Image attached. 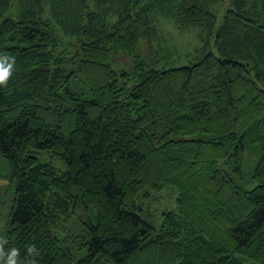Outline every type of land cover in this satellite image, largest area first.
<instances>
[{
    "label": "trees",
    "instance_id": "obj_1",
    "mask_svg": "<svg viewBox=\"0 0 264 264\" xmlns=\"http://www.w3.org/2000/svg\"><path fill=\"white\" fill-rule=\"evenodd\" d=\"M217 4L0 0V155L16 184L0 264L13 249L16 264H264V0H232L221 23ZM159 15L199 29L204 54L114 69ZM169 186L177 207L157 228L141 201Z\"/></svg>",
    "mask_w": 264,
    "mask_h": 264
},
{
    "label": "rangeland",
    "instance_id": "obj_2",
    "mask_svg": "<svg viewBox=\"0 0 264 264\" xmlns=\"http://www.w3.org/2000/svg\"><path fill=\"white\" fill-rule=\"evenodd\" d=\"M217 4L219 23L223 21V14L231 5L232 0H218ZM156 35L154 41L141 39L136 54L127 51H114L110 57L112 67L118 71L132 69L135 65V56L147 61L148 65L158 68L176 67L196 61L204 54L199 55L198 48L202 46L199 41L200 30L193 28H181L171 18L159 15L155 19ZM220 25V24H218ZM207 50L218 52L215 34L209 35ZM40 158L45 161H53L58 167L66 168L65 162L50 152L44 151ZM8 160L0 155V241L5 239L8 226L11 221V212L14 205L16 184L10 177ZM178 191L174 187H166L163 190H152L151 195L141 201L143 209L140 213L157 228L163 222V212L177 207ZM82 209L81 207H79ZM79 208L74 213L76 217H83V211ZM80 220V219H79ZM83 252L78 253L82 255ZM245 264H253L247 261Z\"/></svg>",
    "mask_w": 264,
    "mask_h": 264
},
{
    "label": "clouds",
    "instance_id": "obj_3",
    "mask_svg": "<svg viewBox=\"0 0 264 264\" xmlns=\"http://www.w3.org/2000/svg\"><path fill=\"white\" fill-rule=\"evenodd\" d=\"M7 59V57H5ZM9 76L7 70L4 68L3 64H0V82H4ZM17 256V251L13 249L9 257V264H16L15 257Z\"/></svg>",
    "mask_w": 264,
    "mask_h": 264
}]
</instances>
